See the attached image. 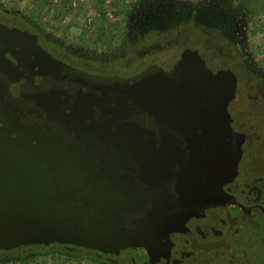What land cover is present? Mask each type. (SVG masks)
I'll return each mask as SVG.
<instances>
[{
	"label": "water",
	"instance_id": "95a60500",
	"mask_svg": "<svg viewBox=\"0 0 264 264\" xmlns=\"http://www.w3.org/2000/svg\"><path fill=\"white\" fill-rule=\"evenodd\" d=\"M108 73L0 23V252L170 264L177 234L193 242L233 209L228 189L264 173V104L235 67L177 46Z\"/></svg>",
	"mask_w": 264,
	"mask_h": 264
},
{
	"label": "flooded vegetation",
	"instance_id": "af4514ba",
	"mask_svg": "<svg viewBox=\"0 0 264 264\" xmlns=\"http://www.w3.org/2000/svg\"><path fill=\"white\" fill-rule=\"evenodd\" d=\"M102 7L97 28L86 32L68 14L52 19L22 0H0V23L27 31L54 58L95 73L133 68L177 46L207 53L241 71L256 90L254 100L264 104V0H104ZM228 192L233 209L212 225L191 229L193 242L177 234L170 264H264L246 245L264 236V173L249 174ZM49 260L117 264L97 251L57 244L0 252V264Z\"/></svg>",
	"mask_w": 264,
	"mask_h": 264
},
{
	"label": "rangeland",
	"instance_id": "374dc122",
	"mask_svg": "<svg viewBox=\"0 0 264 264\" xmlns=\"http://www.w3.org/2000/svg\"><path fill=\"white\" fill-rule=\"evenodd\" d=\"M24 4L35 6L45 15L52 19L59 15L68 14L71 16L70 21L75 24V28L88 32L92 28H97L99 16L106 7H102L104 0H76V6L73 5L75 0H22ZM40 264H66L62 261H44Z\"/></svg>",
	"mask_w": 264,
	"mask_h": 264
},
{
	"label": "built area",
	"instance_id": "2783aa9c",
	"mask_svg": "<svg viewBox=\"0 0 264 264\" xmlns=\"http://www.w3.org/2000/svg\"><path fill=\"white\" fill-rule=\"evenodd\" d=\"M55 1L58 2V0H55ZM82 1H83V0H82ZM73 5L76 6V0L73 2Z\"/></svg>",
	"mask_w": 264,
	"mask_h": 264
},
{
	"label": "trees",
	"instance_id": "16d2710c",
	"mask_svg": "<svg viewBox=\"0 0 264 264\" xmlns=\"http://www.w3.org/2000/svg\"><path fill=\"white\" fill-rule=\"evenodd\" d=\"M63 16V15H62Z\"/></svg>",
	"mask_w": 264,
	"mask_h": 264
}]
</instances>
